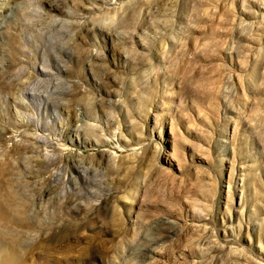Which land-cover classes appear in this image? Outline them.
Segmentation results:
<instances>
[{
	"label": "rangeland",
	"instance_id": "1",
	"mask_svg": "<svg viewBox=\"0 0 264 264\" xmlns=\"http://www.w3.org/2000/svg\"><path fill=\"white\" fill-rule=\"evenodd\" d=\"M10 184L19 264H264V0H0Z\"/></svg>",
	"mask_w": 264,
	"mask_h": 264
},
{
	"label": "bare ground",
	"instance_id": "2",
	"mask_svg": "<svg viewBox=\"0 0 264 264\" xmlns=\"http://www.w3.org/2000/svg\"><path fill=\"white\" fill-rule=\"evenodd\" d=\"M50 5L53 9L59 8V5L55 4V2H51ZM43 73L46 74V71L43 70ZM31 95L32 97L36 96L33 93H31ZM30 139H26L23 144H18L14 154H20L21 152H36L35 149L30 146V142H28ZM40 139L43 140V138ZM43 161L49 164L50 155L45 154ZM11 186L12 184L9 186L6 185L5 187L4 185L0 186V264H19L21 262L20 253L17 250L20 242L19 234H21L19 233V227L32 226L28 204L27 201H25L26 199L24 200L19 190Z\"/></svg>",
	"mask_w": 264,
	"mask_h": 264
}]
</instances>
